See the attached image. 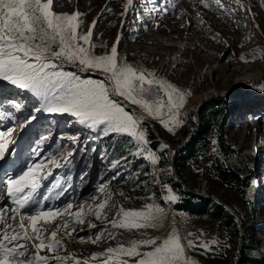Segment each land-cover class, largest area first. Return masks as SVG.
<instances>
[{
  "label": "rangeland",
  "instance_id": "rangeland-1",
  "mask_svg": "<svg viewBox=\"0 0 264 264\" xmlns=\"http://www.w3.org/2000/svg\"><path fill=\"white\" fill-rule=\"evenodd\" d=\"M58 2L61 6H56L54 0L56 13L79 11L82 14L79 34L86 33L93 21L96 22L91 38L95 45L93 55L109 54L115 45L121 63L153 73L157 80L190 95H186V103L174 117L165 109L162 120L147 115L136 105L128 104L131 107L128 108L124 104L127 110L143 119L142 127L146 130L148 143L142 146L148 152L136 155L141 146L137 141L123 134L92 131L69 114L36 111L42 106L39 98L3 82L0 100L5 102L0 106L7 117L0 118V132L10 131L5 140L11 142L5 152L7 162L0 161V207L7 206V215H12L10 209L14 205L5 184L9 177L18 176L37 157L43 159L71 152L70 162L60 168L53 167L52 174L41 182L36 192L40 209L54 210L72 203L74 213L80 206L95 207L107 200L109 207L104 212L108 218L98 220L88 213L83 224L75 225L70 237L64 232L58 233L57 239L62 241L63 248L51 255L69 259L61 262L53 258L49 264H74L76 260L80 264H104L107 257L92 259L93 255L133 240L155 238L160 243L173 231L184 245L181 264L185 257L194 264H239L242 249L249 245L253 256L264 260V0H241L240 4L235 0H220L219 4L216 0H133L126 15L122 13L127 0ZM62 70L75 72L82 79H103L99 75L84 74L87 71H81L77 64L65 62ZM160 92L163 98L164 93ZM9 99L22 107L17 109L7 103ZM213 101L230 106L224 129L227 142L234 148L230 157L232 167L245 176L255 174L247 195L241 197L215 179L200 176V167L187 171L183 178L176 174L186 192L204 195L222 204L235 216L236 225L225 224V219L177 209L174 205L181 203L182 197L166 182L170 174L173 176V150L177 149V154L191 140L198 123L197 110ZM30 116H35V120L21 127ZM170 122L172 130L166 127ZM147 125L159 135L158 125L166 135L159 137L161 144L157 150L150 146ZM43 135H48V139L42 141L36 156H24L26 146ZM115 144L126 146L117 153V158L112 148ZM218 152L214 145L209 160ZM153 156L156 164L151 162ZM61 189H64L62 193ZM149 205L162 210L163 219L157 221V227L131 231L111 227L109 222L115 218L118 207L147 211ZM61 219L48 225L41 222L39 226L50 235ZM3 227L0 223V229ZM237 229L239 235L235 236ZM98 235L101 238L92 243ZM190 240L197 246L189 247ZM151 250V247L140 248L141 252ZM40 254L49 255L47 249ZM119 259L136 264L139 257ZM110 264H118L117 259L113 258Z\"/></svg>",
  "mask_w": 264,
  "mask_h": 264
},
{
  "label": "snow or ice",
  "instance_id": "snow-or-ice-1",
  "mask_svg": "<svg viewBox=\"0 0 264 264\" xmlns=\"http://www.w3.org/2000/svg\"><path fill=\"white\" fill-rule=\"evenodd\" d=\"M216 2L219 4L220 0ZM235 2L240 4L241 0ZM132 5L133 0H127L122 15H126ZM56 6H61L58 0ZM207 6L205 3V7ZM53 7L54 0H0V84L7 82L39 98L42 106L36 111L69 114L80 125L92 131H99L104 135L123 134L137 141L141 146L137 148L136 155L148 152L142 146L148 143L146 130L142 127L143 119L127 110L121 101L136 105L147 115L162 120L165 109L170 117H174L184 106L186 95L190 93L186 94L170 83L157 80L153 73L121 63L115 45L109 54L93 55L95 45L91 43V38L96 22L93 21L86 33L79 34L82 14L79 11L71 14L56 13ZM241 59L248 62L247 57L242 56ZM65 62L77 64L81 71L99 72L103 79H82L75 72L63 71L62 64ZM160 91L164 93L163 98H147L148 93ZM3 102L0 100V104ZM7 103L17 109L22 107L14 99L7 100ZM33 120L35 116H30L21 127ZM166 127L172 130L171 122ZM9 135L10 131L0 132V161L5 163V152L11 142L6 141L5 137ZM47 139L48 135L40 137L41 141ZM38 151L39 149H35L33 155L36 156ZM71 155L69 152L43 159L37 157L18 176L9 177L5 181L9 200L14 207L10 209V217L7 215L9 208L0 207V223L4 225L0 229V264H49V260L53 258L63 262L69 257L51 255L63 248L62 241L57 239L58 233L64 232L70 237L71 232L75 231V225L83 224L88 213L98 220H107V213L104 212L109 207L107 200L95 207L80 206V210L74 213L71 211L72 203L54 210L40 209L36 192L41 187V182L52 174L53 167L60 168L69 163ZM151 162L156 164L155 156ZM63 191L61 189V193ZM100 191L103 192L104 188L101 187ZM27 208L33 210L24 211ZM147 208L144 211L118 207L115 218L109 223L112 228L129 231L157 227V221L163 219L162 210L152 205ZM57 219H61V223L50 235L47 229L39 226L41 222L48 225ZM69 228L71 231H68ZM101 235L92 240V243H96ZM188 246L197 245L190 240ZM141 247H151L152 250L141 252ZM45 249L49 255L40 254ZM183 254L181 237L173 231L160 243L155 238L133 240L127 245L120 244L116 248L106 249L104 253L94 254L92 259L104 256L107 257L104 264H110L113 258L117 259L118 264H128L127 260L119 259L121 256H128L139 257L136 264H181ZM74 264H80V261L76 260ZM183 264L194 262H189L185 257Z\"/></svg>",
  "mask_w": 264,
  "mask_h": 264
},
{
  "label": "trees",
  "instance_id": "trees-1",
  "mask_svg": "<svg viewBox=\"0 0 264 264\" xmlns=\"http://www.w3.org/2000/svg\"><path fill=\"white\" fill-rule=\"evenodd\" d=\"M229 110L230 106L226 102L218 101H213L199 108L197 111L198 123L194 134L186 146L179 149L174 164L176 173L181 178H183L187 171H192L196 167H200L201 171L198 172L200 176L207 179H215L224 188L241 197H245L255 174L251 173L248 176L242 175L230 163V157L234 153V148L227 142L224 129L229 119ZM3 114L4 112L0 108V117ZM147 128L150 146L157 150L161 144L159 137L165 138L166 135L158 125L156 129L159 135L149 125H147ZM41 143L42 141L37 139L33 144H30V152L39 149ZM107 145H109V138H107ZM214 145L219 149V152L210 161L209 158ZM112 148L115 153L114 156L117 158V153L124 151L126 146L115 144ZM166 152L168 151L166 150ZM166 182L182 197L181 203L174 205L177 209L193 214L207 215L213 219H225V224L236 225L235 216L214 199L204 195L186 192L182 187V183L177 181L171 174L166 179ZM155 189L157 198L161 200L157 187ZM238 235L239 230L237 229L235 236ZM250 247L249 245V248L242 249L239 264H264V260L261 257L253 256V250Z\"/></svg>",
  "mask_w": 264,
  "mask_h": 264
},
{
  "label": "water",
  "instance_id": "water-1",
  "mask_svg": "<svg viewBox=\"0 0 264 264\" xmlns=\"http://www.w3.org/2000/svg\"><path fill=\"white\" fill-rule=\"evenodd\" d=\"M84 74L88 75V74H93V75H99L100 77H102L100 74H96L93 73L91 71H87V72H83ZM103 78V77H102ZM122 103H124L128 108H131L127 103H125L124 101H121ZM199 110V109H198ZM197 110V111H198ZM177 149L173 150V156H172V161H171V169H172V173L173 176L177 179V181H179L180 183H183L182 180H180L176 174V168H175V164H174V160H175V155H176Z\"/></svg>",
  "mask_w": 264,
  "mask_h": 264
},
{
  "label": "built area",
  "instance_id": "built-area-1",
  "mask_svg": "<svg viewBox=\"0 0 264 264\" xmlns=\"http://www.w3.org/2000/svg\"><path fill=\"white\" fill-rule=\"evenodd\" d=\"M147 87V85H145ZM159 96L162 98V92H159V93H148L147 94V97L150 99V100H155L156 97Z\"/></svg>",
  "mask_w": 264,
  "mask_h": 264
},
{
  "label": "bare ground",
  "instance_id": "bare-ground-1",
  "mask_svg": "<svg viewBox=\"0 0 264 264\" xmlns=\"http://www.w3.org/2000/svg\"><path fill=\"white\" fill-rule=\"evenodd\" d=\"M233 72H234V71H233ZM233 72H232V73H233ZM31 131H32V130H31Z\"/></svg>",
  "mask_w": 264,
  "mask_h": 264
}]
</instances>
